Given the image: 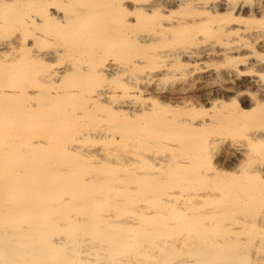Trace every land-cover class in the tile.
<instances>
[{"label":"bare ground","instance_id":"obj_1","mask_svg":"<svg viewBox=\"0 0 264 264\" xmlns=\"http://www.w3.org/2000/svg\"><path fill=\"white\" fill-rule=\"evenodd\" d=\"M2 27L0 264H264V0H0Z\"/></svg>","mask_w":264,"mask_h":264},{"label":"rangeland","instance_id":"obj_2","mask_svg":"<svg viewBox=\"0 0 264 264\" xmlns=\"http://www.w3.org/2000/svg\"><path fill=\"white\" fill-rule=\"evenodd\" d=\"M16 33H18V31H12L11 29L9 30L8 28H6V27H2V28H0V38H3V37H6V39H10V36L12 37L13 35L15 36H17V34ZM10 34V35H9ZM18 35H19V33H18ZM9 36V37H8ZM13 36V37H14ZM62 58V59H61ZM59 59H60V64L59 63H56V64H54V63H52V66L53 67H63V65L65 66V62L68 60V58L66 59V58H63V57H59ZM62 60V61H61ZM68 82V83H67ZM67 82H64V83H66V84H71L72 82H73V80L72 79H70L69 81H67ZM111 89H113L114 90V92L117 94V93H120V91L118 92V88L117 87H115L114 85H111V87H110ZM116 89V90H115ZM110 97V96H109ZM109 100H111V99H109ZM96 112L97 113H103V111L101 112V110H97L96 111V109H94V113L96 114ZM73 122V121H72ZM76 122V121H75ZM89 128V129H88ZM83 132H85L86 134H88V135H86L87 137H90V139H88V143L89 144H91V145H87L88 143L86 142V145H87V147H90V148H95V149H97L100 153H104L105 151H103L104 149H106V148H104L105 146H103L102 144H100V142H96V133L94 132L95 130L94 129H91L90 128V126H84V127H82V129H81ZM85 130V131H84ZM89 132H88V131ZM95 133H93V132ZM91 132V133H90ZM94 135V136H93ZM234 136H237V135H234ZM233 136V137H234ZM236 138V137H235ZM228 139H229V137H228ZM92 141V142H91ZM94 141H95V143H94ZM95 146V147H94ZM222 149H221V148ZM104 148V149H103ZM101 149H102V151H101ZM226 148H225V145H219L216 149H214V153H213V155H212V158H211V162L212 163H216L217 165L218 164H220L221 166H222V163H223V158H224V155H222V154H225V152H224V150H225ZM226 151V150H225ZM163 154V153H162ZM161 154V155H162ZM157 156H160L159 154H157ZM215 157H217V158H215ZM219 157V158H218ZM223 157V158H222ZM93 159V158H92ZM92 159H90V161H92ZM214 159H216V161H214ZM222 159V160H221ZM94 160V159H93ZM220 160V161H219ZM90 161H88V162H90ZM214 161V162H213ZM219 162V163H218ZM220 167V166H219ZM256 239L257 240H260V239H262V238H258V237H256Z\"/></svg>","mask_w":264,"mask_h":264}]
</instances>
